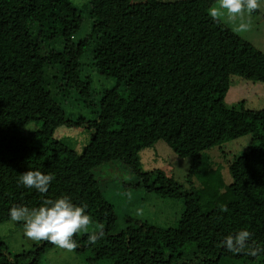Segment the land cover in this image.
<instances>
[{
	"label": "trees",
	"instance_id": "16d2710c",
	"mask_svg": "<svg viewBox=\"0 0 264 264\" xmlns=\"http://www.w3.org/2000/svg\"><path fill=\"white\" fill-rule=\"evenodd\" d=\"M216 1L89 0L91 36L75 42L84 17L71 0H0V224L11 220L13 205L36 207L65 194L104 224L91 207L99 192L93 170L117 161L138 185L182 200L183 212L170 227L136 220L116 231L107 221L95 245L87 233L74 236V251L107 264H264V107L225 100L236 76L264 84V51L208 15ZM56 40L63 51L46 52ZM88 54L99 73L115 81L98 104L79 72ZM54 66L60 91L82 98L91 117L66 113L47 82ZM34 122L41 127H30ZM63 126L93 131L81 153L55 137ZM247 136L251 143L242 153L223 150L230 180L220 179L230 196L212 207L197 190L160 169L145 171L140 162L141 151L164 141L180 158L192 159L204 182L200 172L210 169L201 168L204 151ZM27 170L54 175L47 193L18 184ZM201 191L205 197L210 189ZM244 228L251 237L243 251L223 247L226 236ZM52 246L39 241L15 254L0 238V264H38Z\"/></svg>",
	"mask_w": 264,
	"mask_h": 264
},
{
	"label": "rangeland",
	"instance_id": "374dc122",
	"mask_svg": "<svg viewBox=\"0 0 264 264\" xmlns=\"http://www.w3.org/2000/svg\"><path fill=\"white\" fill-rule=\"evenodd\" d=\"M71 1L80 9L84 17L80 31L73 38L75 42H79L91 36L94 20L90 17L89 0ZM215 6H217V1L212 7ZM244 19L250 21L247 31L237 30V25L240 23L239 18L236 21L221 18L234 32L264 51V5L252 12L250 16H245ZM63 46L61 41L56 40L45 45L44 50L46 52L51 50L63 51ZM81 63L82 66L79 69L81 80L91 85V97L94 99V104H98L103 91L113 87L115 81L99 73L98 68L94 65L95 61L92 55H85L81 59ZM57 69L55 66L49 68L47 82L54 93L58 92V97H56L62 103L66 113L71 118L91 117L90 109L84 106L82 98L74 92L67 94V90L60 91L61 79L58 80L59 83H55L53 78L54 75L60 76ZM232 81L225 99L228 105L245 101L246 106L251 109L264 107L263 83H255L237 76ZM30 127L33 129L40 128L41 122L31 123ZM91 133L93 131L88 133V130L83 128L63 126L56 130L55 137L81 153L90 140ZM250 143L251 137L247 136L229 141L222 148L213 147L204 151L201 168L203 170L205 167H210L209 172L207 170L200 172V177L207 179L204 182L196 178L195 170L191 167L192 159L180 158L164 141H159L153 147L144 149L139 156L143 170H162L167 176L173 177L182 184L186 190H197V193H201L198 196L202 203L208 205L207 207H212L222 204L230 196L225 182L222 183L220 179L222 177L220 174H224L226 183L230 180L223 150H228L232 155L239 154L245 151ZM93 173L99 183V192L91 199V207L96 213L101 214L106 222L116 223V231L127 227L136 220L148 221L156 226L170 227L175 225L183 212L182 200L162 198L154 191H149L146 187L138 185L139 179L122 162L115 161L102 164L95 168ZM203 189H210L205 197L202 194L205 191H201ZM203 198L211 201L208 202L209 200H203ZM137 210H139V214H137ZM104 224L94 221L89 226V230L95 231L101 225L104 227ZM0 238L6 243L8 249L15 254L31 250L39 242H33L23 237V222L12 220L0 224ZM90 257L91 254L89 253L79 254L74 250L68 251L53 245L42 254L38 264H107L103 260L90 261Z\"/></svg>",
	"mask_w": 264,
	"mask_h": 264
},
{
	"label": "clouds",
	"instance_id": "9594fccd",
	"mask_svg": "<svg viewBox=\"0 0 264 264\" xmlns=\"http://www.w3.org/2000/svg\"><path fill=\"white\" fill-rule=\"evenodd\" d=\"M264 5V0H217V6L211 7L208 15L214 20L226 18L228 21L240 19L238 31H247L250 25L245 16ZM54 180L52 173L40 170H27L18 177V184L34 189L40 194L48 192ZM87 205L75 203L70 196L60 195L55 198H45L36 207L13 205L9 209V217L14 222H23V237L33 242L47 241L58 248L72 251L78 247L74 236L87 233V241L95 245L103 238V226L90 231L93 224L91 216L86 211ZM139 214V210H137ZM251 233L246 229L230 234L222 241L223 247L230 252H241L249 243ZM250 254L255 255V250Z\"/></svg>",
	"mask_w": 264,
	"mask_h": 264
}]
</instances>
